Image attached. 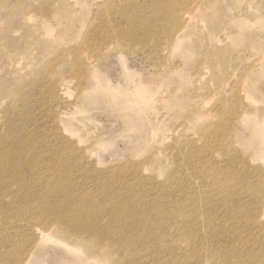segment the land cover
<instances>
[{
	"label": "rangeland",
	"instance_id": "1",
	"mask_svg": "<svg viewBox=\"0 0 264 264\" xmlns=\"http://www.w3.org/2000/svg\"><path fill=\"white\" fill-rule=\"evenodd\" d=\"M263 119L264 0H0V264H263Z\"/></svg>",
	"mask_w": 264,
	"mask_h": 264
},
{
	"label": "bare ground",
	"instance_id": "2",
	"mask_svg": "<svg viewBox=\"0 0 264 264\" xmlns=\"http://www.w3.org/2000/svg\"><path fill=\"white\" fill-rule=\"evenodd\" d=\"M199 74H202V72L200 71ZM245 116V115H244ZM262 128H263V133H264V119L262 121ZM238 158V155H235L233 157V162H235ZM57 159V154L54 152L52 154V158H51V161L52 163H57V162H54V160ZM254 160H258L261 163H264V148L261 149L254 157H253ZM244 163L246 164L247 162L244 161ZM61 164H63V161H61ZM258 167L261 168L260 165H257ZM258 167H249L247 164H246V169H247V172L249 174H258L260 172V175L264 176V171ZM49 185V184H48ZM48 187V186H47ZM257 191L259 193V198H257V202L254 204V207L253 209H251L249 211V218L252 220V222L254 223H258V217L261 215L260 213V207H261V201L264 202V182L261 183V184H258L257 185ZM50 189L52 188H57V185L55 183H51ZM261 201H260V200ZM236 203V202H234ZM66 207V205H64ZM55 208H58L56 205H55V201H50V204H49V209L50 211H52L51 213H53L54 209ZM65 211L66 210H62V212L60 214L61 217L60 219L63 220L65 226L67 228H71V229H74L75 231H79V232H84V233H87L89 235H92V236H97L98 238L100 239H103V240H107V241H112V243L114 244L115 247H118L121 245L122 242H119L120 241V238H118L117 236H113L112 235V230H111V227L110 226H105V227H102L101 229L96 225V222L95 220H92V219H87V218H77V219H72V218H68L67 215L65 214ZM54 214H59V213H55ZM56 217V215H54ZM47 220H43V225H47V224H51V223H46ZM57 222V220L55 219V223ZM57 224V223H56ZM42 229H44V227L42 228H39L37 231H42ZM41 236H43V233H41ZM106 241V242H107ZM21 261V260H20ZM27 262V261H26ZM264 264V259H263V262Z\"/></svg>",
	"mask_w": 264,
	"mask_h": 264
}]
</instances>
